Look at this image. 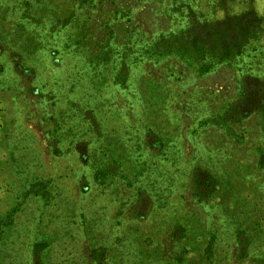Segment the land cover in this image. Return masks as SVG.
I'll return each instance as SVG.
<instances>
[{
    "label": "rangeland",
    "instance_id": "374dc122",
    "mask_svg": "<svg viewBox=\"0 0 264 264\" xmlns=\"http://www.w3.org/2000/svg\"><path fill=\"white\" fill-rule=\"evenodd\" d=\"M0 264H264V0H0Z\"/></svg>",
    "mask_w": 264,
    "mask_h": 264
}]
</instances>
